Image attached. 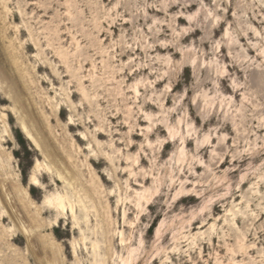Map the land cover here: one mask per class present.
I'll use <instances>...</instances> for the list:
<instances>
[{
	"label": "rangeland",
	"instance_id": "obj_1",
	"mask_svg": "<svg viewBox=\"0 0 264 264\" xmlns=\"http://www.w3.org/2000/svg\"><path fill=\"white\" fill-rule=\"evenodd\" d=\"M0 264H264V0H0Z\"/></svg>",
	"mask_w": 264,
	"mask_h": 264
},
{
	"label": "bare ground",
	"instance_id": "obj_2",
	"mask_svg": "<svg viewBox=\"0 0 264 264\" xmlns=\"http://www.w3.org/2000/svg\"><path fill=\"white\" fill-rule=\"evenodd\" d=\"M21 131H22L23 136L29 141V143L36 146V142L33 140L30 133L27 130H25L24 128H22ZM35 171H36V169H35V167H33L32 174L29 177V184L32 186L35 185V183H36ZM60 208H61V210H64V207L62 205H60Z\"/></svg>",
	"mask_w": 264,
	"mask_h": 264
}]
</instances>
